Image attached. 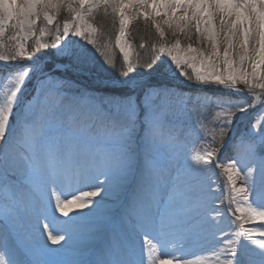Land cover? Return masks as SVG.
<instances>
[{"label": "snow or ice", "instance_id": "obj_1", "mask_svg": "<svg viewBox=\"0 0 264 264\" xmlns=\"http://www.w3.org/2000/svg\"><path fill=\"white\" fill-rule=\"evenodd\" d=\"M97 4L105 11L110 8L114 17L119 16L118 45L133 19L150 18L149 7L156 15L164 9V16H176L183 10L178 19L195 20L197 31H201L203 16L208 17L205 24L214 14L220 16L222 25L226 21L230 23L226 35L227 48L223 52L227 75L217 71L218 64L211 56L200 60L201 66L207 68V71H202L194 63L195 56L182 62L169 52L170 60L149 61L142 65L146 71L130 76L134 69L128 61V52L120 45L127 63V67L119 71V77L125 78L120 82L127 83L130 88L145 86L142 78L153 73L163 79L184 75L192 80V76L183 71L188 67L195 72V79L204 84L211 79L232 88L242 82L251 84L253 89H264V74L261 72L264 69V0H0V38L5 36L9 27L18 30V38L21 33L24 39L35 36L41 17L51 25L55 15L66 9L71 21H65L62 33L56 36L51 46L55 52L45 54L54 60L63 58L58 64L64 68L84 69L87 52L92 50L89 45L96 44L95 40L89 39V34L96 29L86 22L83 13ZM238 24L245 25L240 41L243 52L240 68L234 71L229 50L233 48ZM253 25L258 30V39L252 36ZM155 28L160 36L164 35L159 24ZM70 32L75 37H83L86 43L68 37ZM250 36L257 39L259 45L253 57L247 55ZM208 39L217 41L214 56L218 59L220 52L215 25L209 31ZM37 48L47 49L49 45L37 40ZM163 51L161 47L160 52ZM189 51L194 52L195 49L190 48ZM23 55L25 46L21 43L17 56ZM9 59L0 55V60ZM246 59L252 60L251 72L243 68ZM107 63L114 67L111 60ZM173 63L181 72L177 73L172 68ZM33 79L37 84L28 97L24 88ZM71 86V82L56 79L39 65H29L16 74L12 89L0 105V264H89L63 257L72 251V244L83 234L85 225L94 224V215L101 201L124 188L130 176L137 178V188L129 210L113 226L106 258L94 264H145V251L149 257L154 251L150 231L155 232L158 242L164 247L173 243L184 247L186 243L206 239L226 211L235 230L224 232L220 229L219 233H213L220 240V245L211 250L209 261L201 260L197 264H264V241L253 238L257 234L264 236V224L259 230L242 227L248 221L264 222V123L259 129L253 125L240 136L235 146L238 153L242 150L240 158L232 160L225 169L229 173L227 180L232 191L241 198L233 207L231 198L227 204L224 200L209 202L212 189L205 185L204 176L215 164L212 157L218 153L214 148L203 156L187 152L185 137L200 133L201 128L181 127V114L167 104L169 96L183 100L182 93L168 88L147 87L146 97L160 95L165 102L160 106L144 105V148L138 155L132 149L137 123L134 117L139 109L135 97L105 98L104 103L115 111L101 120L92 132L91 125H83L94 119L93 113L76 112L63 104L64 89ZM17 110L19 116L15 114ZM239 110L247 109L240 106ZM229 129L235 131L231 125V114L220 127L218 140L216 137L213 140L223 144ZM17 171L22 180L8 182L6 177L15 176ZM68 178L88 181L94 190L73 194L72 199H61L56 192ZM237 179L242 181L239 188L235 187ZM162 187L167 191V198L162 201L164 207L152 211L156 193ZM77 201L82 203L78 205L79 211L75 216L62 218L68 217L67 209ZM57 212L61 215L58 216ZM151 264H174V261L152 259ZM175 264L190 262L181 259Z\"/></svg>", "mask_w": 264, "mask_h": 264}, {"label": "rangeland", "instance_id": "obj_2", "mask_svg": "<svg viewBox=\"0 0 264 264\" xmlns=\"http://www.w3.org/2000/svg\"><path fill=\"white\" fill-rule=\"evenodd\" d=\"M98 6L101 5L97 4L95 8H89L83 13L86 18V22L91 24L93 28L96 29L95 32L89 34V39L95 40L96 44V38L98 39V30L93 23V18L95 15L94 11ZM109 11V16H112L110 9ZM138 19H142L144 22L147 21L150 23L157 34L158 44L156 45L157 48L155 52L159 54L160 59L170 60L169 52H171L172 55L178 56L183 62L186 58L191 57L190 54L187 55V53H189V49H196L198 52L196 55H193L196 57L194 63L196 64L197 68H200L202 71L207 70L200 64V60L203 58L202 51H204V43L195 44L194 40H190L188 36L189 29L187 26L185 27L184 25L173 24L172 26L166 27L165 24L160 22L158 19L157 21H154L151 18L145 20L143 17H139ZM138 19H133L130 22L126 29L124 38L118 45L117 39L119 38V16L117 15L116 20L118 24V30L115 34V40L113 43H109L112 45L101 49H99L96 45H89V48L92 50L87 52V63L84 69L71 67L64 68L58 64V61L63 59L60 57H57L56 60L50 57H44L42 59L31 58L33 54L36 56H43L46 55L45 53L55 52V49L51 46L56 41V36L59 33H62L64 22L71 21V17L69 16L66 9L55 15L54 22L51 25L47 24V22L41 17V20L36 25V35L30 36L27 39L23 38L22 33L18 38V30L9 27L5 36L0 38V55L10 57L8 61L0 60V105H3L8 92L12 89L16 74L26 66L39 65L40 67L44 68L46 73L55 76L56 79L67 80L71 82L72 86L64 89L63 104L71 107L76 112L93 113L94 119L91 120L93 122L91 125V130L92 132H95V126H99L101 120H103L106 116L111 115V113L115 111L114 108L110 110L104 103L105 98H110L113 96H108V94H105L101 90L115 85L129 87L127 83L118 82V79L110 78L109 75L114 76L115 74H119V71L122 68L127 67V63L124 59V53L120 50V45H123L125 50L128 52V61L131 64L134 60H136L135 47L132 42L130 32ZM156 24H159L163 30V36H160L159 32L155 28ZM57 29H59V32ZM41 32L44 34L41 35ZM200 35L204 40L203 31L200 32ZM252 36L257 37L258 39V30H254ZM68 37H71L76 41L86 43L83 37H75L72 32L68 34ZM68 37L64 38L66 39ZM257 39L251 41V45L249 47V49L254 47V49L251 51L253 53H251L252 57L255 54V48H259ZM37 40H39L41 43L48 44L49 48L38 49ZM21 43H23L25 46V55L17 56ZM176 45L179 46L176 47ZM161 47L164 48L163 52H160ZM96 49H98V51ZM116 53L120 56L122 64H116ZM12 57H15V59H12ZM221 59L222 57L215 59L216 63L220 67ZM109 60L113 62L114 67L107 63ZM251 63L252 61L249 63V68L251 67ZM48 64L54 65V69L47 70L46 68ZM171 66L177 73L181 72V69L176 68L174 63ZM58 67L62 71L69 70L76 76L71 80H68L66 76H57L53 71L57 70ZM132 67L136 68L135 64H132ZM88 70H96L98 73H102L104 75H96L94 73L87 72ZM183 71L187 73L189 72L193 78V81L186 79L184 75H177L174 77H169L168 79H163L159 78L155 73L151 76H145L142 78L143 85L145 86L136 88L129 87L127 91L123 92V95H133L135 97L136 104L139 106L138 115L134 117L137 123L132 149L138 148L143 150L144 148L145 129L143 120L146 112L144 105L150 104L153 106H160L165 102L164 98L160 95L154 94L152 96L146 97L145 92L147 91V87L168 88L174 90L176 93L183 94V100H181V98L178 96H169L167 98V104L181 114V127L192 128L195 126L201 128L200 133H192L185 137L186 150L193 156H203L206 151L213 148L217 149V153L219 154L225 149L226 145L232 143H234V150H236L235 146L238 144L241 135L251 129L253 125H256L257 129H259L261 124L264 123V89H253L250 84L245 85L243 83L241 85L236 84V86L232 88L226 85L217 84L211 79L209 83L204 84L195 79V72L193 69L185 67ZM261 72L264 74V69H262ZM36 84L37 81L33 79L31 84L24 88L26 96L30 97L33 94ZM249 104L252 106L248 107ZM240 106L245 107L247 110L240 111ZM121 111H123V108ZM15 114L16 116H19L20 113L17 110ZM230 114L231 125L235 131L229 129V135L224 138L223 144L215 142L213 137H216L218 140L220 127L224 124V121L229 118ZM83 126L88 127V125ZM216 157L217 154L212 157V160L215 161V164L211 167L216 172L218 169L219 172L216 174L222 179V183L218 184L215 182L213 185H221L222 188L225 189L227 187V183L225 181L229 173L226 170L219 169L220 162L217 161ZM6 179L10 183H18L22 180V175L19 171H17L15 176L6 177ZM226 213L229 215L227 211ZM72 252H74V250L70 251L68 255L63 258L67 260H75V257H73L71 254ZM181 257L183 256L179 254V257L177 258L180 260Z\"/></svg>", "mask_w": 264, "mask_h": 264}, {"label": "bare ground", "instance_id": "obj_3", "mask_svg": "<svg viewBox=\"0 0 264 264\" xmlns=\"http://www.w3.org/2000/svg\"><path fill=\"white\" fill-rule=\"evenodd\" d=\"M161 14L156 15L155 12L149 7L148 12L150 13V18L154 21L160 20V22L164 23L166 27L172 26L173 24L178 25H184L185 27L189 29V38L190 40H194L195 44H202L204 43V51H202L203 57L211 56L213 60H215L217 57L214 56L215 48L214 44L217 41H210L208 39L209 31L212 30L213 25H215V34L218 38L219 43V52L221 59V67L218 66L217 71L222 73L223 75L227 74V65L223 62V52L227 48V40L226 35L228 32V28L230 27V23L226 21L225 24H221L220 22V16L218 14H214L209 21V23L205 24L204 20H207V16H203V19L201 20L200 28L201 31H203L204 40L200 35L201 31H197L196 28V22L195 20H179L178 17L182 14L181 10L180 12H177L176 16H164L163 12L164 9H161ZM191 15V13H189ZM155 17V18H154ZM233 20L235 17L232 18ZM245 25L238 24L236 26V35L233 39V48L229 50L230 53V59L233 62V70H237L240 68V55L243 52V50L240 48V41L243 39V28ZM253 28L255 30V25H253ZM207 29V31L205 30ZM187 30V29H186ZM187 36V37H188ZM251 41H254V39H249L248 44V52L247 55L249 57L251 56V51L254 49L250 48ZM257 48H255L256 50ZM198 51L195 49L194 52L187 53V55H196ZM253 54V53H252ZM255 55V54H254ZM253 55V56H254ZM251 59H246L244 61L243 68L244 70L251 72V67L249 68V63L251 62ZM251 66V65H250ZM205 69H207L205 67ZM221 69V70H219ZM207 71V70H206ZM238 84H242L238 83ZM251 85V84H250ZM93 122L89 121L88 126L92 125ZM98 126H95V129H97ZM134 152H136L138 155L142 154L143 150L134 148ZM242 153V150H241ZM237 150H234V143L226 145L225 149L217 154V161L220 162L219 169L225 170L228 164L231 163L234 159H239L240 154ZM216 169V168H215ZM217 172L218 169H217ZM216 171L212 169L210 166L207 174L204 176V183L206 186H211V193L208 197L209 202L211 200H224L225 204L228 203V200L231 198L233 203L232 206L235 207V201L241 199L238 194L232 191V185L231 183L226 179V185L227 187L225 189L222 188L221 185H213L215 182L218 184L222 183V179L216 174ZM229 175V174H228ZM76 182L79 189L80 195L83 192L86 191H93V187L91 184L89 185L88 181H81V180H75L72 178L66 179L57 189L56 195H59L61 199H72L73 191L71 189H65V187L69 183ZM242 184V181L237 179L236 188H239ZM137 188V178L135 176H130L127 184L124 186V188L120 189L119 191L113 192L106 196L100 203V207L97 209L95 215H94V224L92 225H85L83 234L79 236L76 241L72 244V250H74L75 253H77V256H85V257H95L96 261L100 259L106 258L107 249L109 246V240L112 233L113 226L118 224L119 218L116 219L117 215H121V210L123 205L125 206L124 211L129 210V204L132 200L133 193L136 191ZM222 188V190H221ZM167 198V191L166 188L162 187L158 190L156 193L155 201L152 205V211H155L157 209L162 210L164 205L162 203L163 200ZM96 200H100V197H96ZM82 203V201H77L75 205H70L67 209L68 211V217H62L64 219H67L69 217L75 216L76 212L79 211L78 205ZM221 208L224 207V205H220ZM209 208H211V203H209ZM87 211V210H85ZM57 215L60 216L61 214L57 212ZM122 218V217H120ZM264 224V222H261L259 220L257 221H248L247 223H244L242 227L244 228H251V229H257L259 230L261 225ZM223 229L224 232L235 230V226L232 225L229 222V215L225 212L224 216L220 219V223L218 226L213 228L208 234L207 238L204 240H197L191 243H186L184 247H180L178 244L173 243L170 244L168 247H164L158 242V237L156 236L155 232L150 231V237L152 238V242L154 245V251L151 253V256L149 257L147 252L145 251V264H151L152 259L161 260V259H172L174 261V264L179 259V254H181L183 257L181 259H187L190 264H197V261H209L211 256V250L213 248H216L220 245V240L217 238V236L213 235V233H219V230ZM257 241H264V236L260 235H254L253 237ZM137 245H139L140 241L137 239L136 241ZM58 247V246H53ZM178 255V256H177ZM92 264H94V261H92Z\"/></svg>", "mask_w": 264, "mask_h": 264}, {"label": "trees", "instance_id": "obj_4", "mask_svg": "<svg viewBox=\"0 0 264 264\" xmlns=\"http://www.w3.org/2000/svg\"><path fill=\"white\" fill-rule=\"evenodd\" d=\"M109 9L107 11H105L104 8H98L97 10H95L93 23L98 30V39L96 38L97 44L95 45L99 49L112 45L109 43H113V41L115 40V34L118 30L116 16H109ZM130 36L132 38L136 52V60H134L132 63L135 64L136 68H133L134 72L130 73V76H135L138 72L146 71V69L142 68V65L147 64L150 59L151 61L158 63L160 60V56L157 52H155L157 48L156 45L158 44L157 34L155 33L150 23H148L147 21L144 22L142 19H138L130 32ZM32 56L35 57L36 55L33 54ZM116 64H122L121 58L117 53ZM89 72L104 75L102 73H98L96 70H89ZM69 75L70 77H74L71 73ZM188 75H190L189 72ZM109 77L118 80L125 79L123 77H119V74H115L114 76L109 75ZM102 91H107V93L111 94L123 92L122 89L116 87L102 89Z\"/></svg>", "mask_w": 264, "mask_h": 264}]
</instances>
